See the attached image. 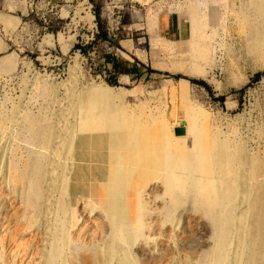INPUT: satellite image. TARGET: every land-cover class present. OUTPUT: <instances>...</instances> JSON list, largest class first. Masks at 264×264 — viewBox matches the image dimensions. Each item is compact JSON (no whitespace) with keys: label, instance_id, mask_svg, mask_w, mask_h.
I'll return each instance as SVG.
<instances>
[{"label":"rangeland","instance_id":"obj_1","mask_svg":"<svg viewBox=\"0 0 264 264\" xmlns=\"http://www.w3.org/2000/svg\"><path fill=\"white\" fill-rule=\"evenodd\" d=\"M109 56L129 71L118 85ZM65 108L134 125L197 120L203 153L211 146L216 157L219 142L243 146L264 169V0H0V153L37 151L28 140ZM184 217L189 252L174 264H214L215 225L202 211ZM156 228L161 235L163 224Z\"/></svg>","mask_w":264,"mask_h":264},{"label":"bare ground","instance_id":"obj_2","mask_svg":"<svg viewBox=\"0 0 264 264\" xmlns=\"http://www.w3.org/2000/svg\"><path fill=\"white\" fill-rule=\"evenodd\" d=\"M198 123L179 137L182 150L168 139L175 123L134 125L123 115L65 108L28 140L37 151L5 148L0 264H83L88 256L103 264H174L189 252L181 223L195 211L219 233L214 264H264L263 166L243 146L219 142L216 157L211 146L203 153Z\"/></svg>","mask_w":264,"mask_h":264},{"label":"trees","instance_id":"obj_3","mask_svg":"<svg viewBox=\"0 0 264 264\" xmlns=\"http://www.w3.org/2000/svg\"><path fill=\"white\" fill-rule=\"evenodd\" d=\"M99 38L100 39H108V36H107V34L102 33ZM77 49H80V47H77ZM107 63L110 64L113 67V69L117 72L118 75L112 79H113V84L118 85V76L124 75V74L128 73L129 71L127 70V68L126 69L121 68L123 66V64L116 57L109 56L107 58ZM261 76H262V74L257 75L256 79H260ZM179 78L180 77H177V79H179ZM192 82L195 84L201 85L204 88H206L209 92H212L210 86L206 82H203V81H192ZM221 101H224V98H221Z\"/></svg>","mask_w":264,"mask_h":264},{"label":"water","instance_id":"obj_4","mask_svg":"<svg viewBox=\"0 0 264 264\" xmlns=\"http://www.w3.org/2000/svg\"><path fill=\"white\" fill-rule=\"evenodd\" d=\"M187 134V128L186 127H178L175 129V135L177 137H184Z\"/></svg>","mask_w":264,"mask_h":264},{"label":"crops","instance_id":"obj_5","mask_svg":"<svg viewBox=\"0 0 264 264\" xmlns=\"http://www.w3.org/2000/svg\"><path fill=\"white\" fill-rule=\"evenodd\" d=\"M171 24L173 25V28H176L177 31H182V23L179 22L177 19L172 18L171 19Z\"/></svg>","mask_w":264,"mask_h":264}]
</instances>
